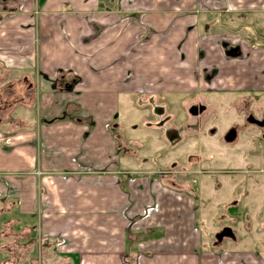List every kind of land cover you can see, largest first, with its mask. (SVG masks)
Returning <instances> with one entry per match:
<instances>
[{
  "label": "crops",
  "instance_id": "crops-1",
  "mask_svg": "<svg viewBox=\"0 0 264 264\" xmlns=\"http://www.w3.org/2000/svg\"><path fill=\"white\" fill-rule=\"evenodd\" d=\"M196 92L264 108V0H0V264H264L196 222Z\"/></svg>",
  "mask_w": 264,
  "mask_h": 264
},
{
  "label": "flooded vegetation",
  "instance_id": "flooded-vegetation-1",
  "mask_svg": "<svg viewBox=\"0 0 264 264\" xmlns=\"http://www.w3.org/2000/svg\"><path fill=\"white\" fill-rule=\"evenodd\" d=\"M69 86L72 85H65L64 88ZM17 100L0 105V127L4 123L7 111L11 110V106L18 102ZM252 106L244 102L234 107L235 120L227 124L223 121L222 130L221 126L217 125L210 129L204 127L203 132L199 131L197 134H203L201 138L209 147L205 148L206 153L203 152L202 162L197 165L201 169L196 170V173L194 171L178 173L180 176L186 174L207 176L213 181L214 192L221 193L219 198L213 195L211 199L209 195L204 199V211L208 216L220 220L219 228L213 236V248L237 241L235 227L239 225L240 219L245 220V229L253 231L251 234L261 231L264 245V108L257 106V110H254ZM194 108L198 109L197 115L194 114ZM189 112L192 118L199 119L207 112V107L192 105ZM195 127L198 126L195 124ZM217 153L222 154L220 159H217ZM171 171L167 172V175H171ZM219 177L222 178L221 181ZM223 194L226 196L223 197ZM217 200L219 204H215Z\"/></svg>",
  "mask_w": 264,
  "mask_h": 264
},
{
  "label": "rangeland",
  "instance_id": "rangeland-1",
  "mask_svg": "<svg viewBox=\"0 0 264 264\" xmlns=\"http://www.w3.org/2000/svg\"><path fill=\"white\" fill-rule=\"evenodd\" d=\"M9 80H11L9 78ZM12 81V80H11ZM20 88V87H18ZM145 96H147L145 100V102H152V107L153 108H149L148 110H151L150 112H152V115H156L159 114L160 111H157L156 109H158L157 106H160L162 101H158L157 98L155 99V92L152 90H143L141 92H139L138 98H145ZM204 94L201 92H196L194 97L191 99V102H194V106H198V105H203L202 103H206L205 100H203L204 98ZM192 105V104H191ZM259 107V106H258ZM261 107V106H260ZM256 105L252 106V109L257 110L256 109ZM168 109V108H167ZM161 110V109H160ZM20 111V110H19ZM174 111L173 109H168V112H172ZM236 110L234 109V106H229L226 109L224 107H219V106H215L210 109L207 110L206 114L203 115L201 118L199 119H195V123L198 127H206L209 129L212 128L213 126H217L220 125L221 130L223 129V121L226 122V124L233 120H235L236 117ZM261 113V112H260ZM29 115H32L33 118L35 117V113H29ZM209 116V117H208ZM206 117H208V121L205 122L204 119H206ZM157 118V117H154ZM224 124V123H223ZM223 126V127H222ZM219 127V126H218ZM197 131L199 132V128H197ZM5 133L6 129L4 128V126L2 125L0 127V133ZM203 136V134L198 135L197 133H195L193 138H189L188 140L184 141L183 144H181V146L183 147H189L192 149V145L194 147V153H196L197 156H201L203 158V152H205V148H209L208 146H206L207 144L203 142V139L201 138ZM207 137V136H206ZM191 143V144H190ZM217 151H220V149H217ZM156 156V155H155ZM222 156L221 153H217L216 157L217 159H220ZM219 161V160H218ZM202 162V161H201ZM194 172L196 173V170H200L201 168L199 166H197V164H194ZM190 172V171H189ZM221 181V177L218 178ZM192 185V188L194 190H196L194 193H196L197 195V202L199 203L198 208H197V224L199 225V223L205 222V225L207 226V229L210 230L209 233H207V235L212 237L213 232H216L218 230L219 225L216 224V217H211L210 218H204L205 217H209L208 214L202 210V205H205V198H208L209 195H211V199H213V195H216L215 198H219V196L221 195L220 192L215 193V186H213V181L210 180L207 176H203L202 174H194L192 176H189L188 179ZM195 182V184H194ZM226 183V182H225ZM223 197L226 196V194L222 195ZM214 203V201H213ZM214 208H217V206H214ZM212 218V219H211ZM206 220V221H204ZM114 221V220H113ZM239 225H237L235 227V232L237 233L240 242L243 244H250L251 246H259L260 245V239H259V234L260 232H254L253 234H251L253 231H249L245 229V220L240 219L239 220ZM213 242V241H212ZM231 243L227 242V249H233V245H230ZM242 247V246H239ZM42 248V247H41ZM43 250V248H42ZM34 253H31L29 256H27V259L32 260L35 259L36 264H55L56 263V256H57V251L51 250L49 252L47 251H41L39 252V249L36 248V251H34ZM39 253H40V257H39ZM24 254V250H22V252L19 254V258H24L23 256ZM28 264H35V263H28Z\"/></svg>",
  "mask_w": 264,
  "mask_h": 264
},
{
  "label": "water",
  "instance_id": "water-1",
  "mask_svg": "<svg viewBox=\"0 0 264 264\" xmlns=\"http://www.w3.org/2000/svg\"><path fill=\"white\" fill-rule=\"evenodd\" d=\"M70 87H72V86H69V88H70ZM194 110H195V113H194V114L197 115V114H198V113H197L198 109H197V108H194ZM202 111H203V108L200 109V112H202ZM229 231H231V230L229 229ZM232 236H233V235H232Z\"/></svg>",
  "mask_w": 264,
  "mask_h": 264
}]
</instances>
